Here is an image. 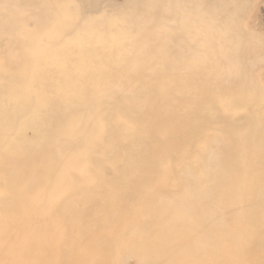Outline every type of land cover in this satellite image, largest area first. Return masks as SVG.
Segmentation results:
<instances>
[{
	"label": "bare ground",
	"instance_id": "6f19581e",
	"mask_svg": "<svg viewBox=\"0 0 264 264\" xmlns=\"http://www.w3.org/2000/svg\"><path fill=\"white\" fill-rule=\"evenodd\" d=\"M261 2L143 0L121 18L101 8L99 0H0V44L8 40L6 54L0 53V264H110L108 249L90 259L87 250L72 251L76 242L104 243L102 237L94 238L93 228L83 225L89 219L88 207L105 209L107 223H118L117 184L106 181L102 171L112 168L118 176V166L126 163L125 176L152 161L146 143L139 146L138 158L124 151L135 137L147 140L155 131L143 124L146 107L136 104L146 96L147 107L158 106L159 97L149 88L123 103L105 99L97 107L84 97L97 81H80L70 90L43 79L71 77L74 71L77 77L98 80L103 75L99 67L93 68L94 75L85 72L84 47L116 52L121 66L134 53L146 50L149 43L140 37L149 29L157 39L154 43L161 42L156 53L161 60L179 35L182 54L177 63L183 66L185 108H192L194 96L208 82L203 90L217 92L216 97L225 92L233 106L248 111L258 98L244 85L240 52L254 44L264 59V41L254 32L245 39L240 23L243 13L254 4L258 10ZM99 11L103 16L94 18ZM158 16L165 20L157 22ZM29 19L37 24L30 32L25 29ZM54 95H61L59 103ZM242 100L245 104H235ZM25 127L34 129L36 141L21 138ZM184 176L195 177L190 170ZM201 186L205 191L200 185V191L194 187L180 196L174 220L195 218L192 203L206 194Z\"/></svg>",
	"mask_w": 264,
	"mask_h": 264
},
{
	"label": "rangeland",
	"instance_id": "374dc122",
	"mask_svg": "<svg viewBox=\"0 0 264 264\" xmlns=\"http://www.w3.org/2000/svg\"><path fill=\"white\" fill-rule=\"evenodd\" d=\"M141 1L99 0V3L101 8L123 18ZM261 1L258 10L254 4L241 16L245 39H251L254 32L264 41V0ZM92 16L97 18L103 14L99 11ZM177 17L181 18V13ZM164 20L157 18L159 23ZM25 24L29 32L37 27L33 19ZM148 30L140 39L149 46L142 53H134L121 66H118L116 52L104 54L100 48L84 47L88 65L85 72L94 75L93 68L99 67L103 75L98 80L77 77L74 71L71 77L43 79L70 90L80 81H97L84 96L97 107L98 102L105 99H118V103H123L132 95L145 92L143 87L159 97L155 109L147 107L146 96L139 98L136 104L147 110L143 124L154 127L155 131L147 140L135 137L124 149L127 156L138 158L137 153L142 148L139 146L146 143L148 160L152 159L149 166L125 176L122 172L127 168L126 163L118 166V176L112 168L102 171L106 181L117 184L118 223H107L105 209L96 205L88 207L89 219L83 225L85 229L93 228L94 238L98 241L102 237L100 241L104 243L76 242L72 251L84 254L87 250L90 259L93 253L108 249L110 264H264V92L261 90L264 88V59L254 49V44L240 52V72L247 82L244 85L258 98L248 111L233 106L225 92L216 97L217 92L203 90L208 82L194 96L197 98H193L192 108H185L181 101L183 66L177 63L182 54L179 35L161 60L156 54L161 42L154 43L157 40L154 31L149 34ZM7 44V39L1 42L0 53L6 54ZM116 66L118 72H114ZM135 66V73H131ZM159 84H162L161 89L157 87ZM164 96L166 99L162 100ZM219 96L221 98L217 99ZM60 98L61 95H54V102L59 103ZM241 103L245 104V100L235 104ZM21 138L33 142L36 133L25 127ZM188 170L206 187L204 191L201 186L206 194L192 203L196 207L195 218L178 222L174 219L179 215L180 196L190 188L200 191L195 177L184 176ZM208 216L210 222H207ZM121 217L123 220H119ZM144 231L155 235L143 234Z\"/></svg>",
	"mask_w": 264,
	"mask_h": 264
}]
</instances>
